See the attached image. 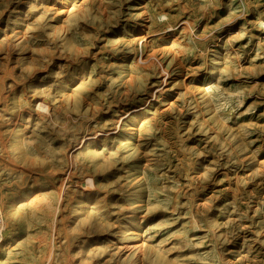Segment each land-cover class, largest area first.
<instances>
[{
  "label": "rangeland",
  "instance_id": "obj_1",
  "mask_svg": "<svg viewBox=\"0 0 264 264\" xmlns=\"http://www.w3.org/2000/svg\"><path fill=\"white\" fill-rule=\"evenodd\" d=\"M61 1L0 0V264H264V0Z\"/></svg>",
  "mask_w": 264,
  "mask_h": 264
},
{
  "label": "bare ground",
  "instance_id": "obj_2",
  "mask_svg": "<svg viewBox=\"0 0 264 264\" xmlns=\"http://www.w3.org/2000/svg\"><path fill=\"white\" fill-rule=\"evenodd\" d=\"M61 2H62V3H61V11H62L63 13H65V14H67L68 11H69V6H70V4H71V3H70L71 1H70V0H62ZM185 23H186V22H185ZM143 26H144V25H143ZM143 29H144V28H143ZM143 29H141V30H143ZM203 37H204V36H203ZM144 39H145V38H144ZM7 51H8V50H7ZM68 53H69L68 55L71 56V54H70L71 51H70V50H69ZM4 54H5V52H4ZM152 56H153V55H152ZM139 57H140V56H139ZM236 58H237V57H236ZM138 59H139V61H140V58H138ZM141 59H142V58H141ZM153 59H154V57H153ZM136 60H137V59H136ZM148 60H149V58H148ZM150 60H151V59H150ZM155 60H156V59H155ZM157 61H158V60H157ZM144 62H145V63H148V61L146 62V60H145ZM144 62H143V63H144ZM152 62H153V60H152ZM143 63H142V64H143ZM149 63H150V62H149ZM140 64H141V63H140ZM150 64H151V63H150ZM144 65H145V64H144ZM159 65H160V64H159ZM159 65H158V67H159ZM148 66H149V65H148ZM158 69H159V68H158ZM166 73H167V72H166ZM165 76H166V75H165ZM166 77H167V76H166ZM164 78H165V77H164ZM24 81H25V80H24ZM18 82H19V81H18ZM8 84H9V83H8ZM7 86H10V85H7ZM162 86H163V85H162ZM151 90H152V89H151ZM211 90H213V89H211ZM153 93L155 94V92H153ZM153 93H152V94H153ZM154 94H153V95H154ZM32 98H33V97H32ZM148 100H149V98L147 99V101H148ZM148 102H149V101H148ZM41 103H42V102H41ZM42 104H43V103H42ZM146 106H147V105H146ZM43 107H44V106H43ZM125 116H126V115H125ZM120 119H121V118H120ZM118 120H119V119H118ZM133 129H136L135 126L133 127ZM101 134H102V133H101ZM103 134H104V133H103ZM95 136H96V135H95ZM95 136H91V137H89V138H94ZM83 139H84V138H83ZM135 143H136V142H135ZM27 160H28V159H27ZM68 162H69V159H68ZM27 163H30V161L28 160ZM73 163H74V162H73ZM32 165H33V166H32ZM69 166H70V164H69ZM72 166H73V165H72ZM38 167H41V166H40V165L33 164V163H32L31 166H30V168L33 169V170H39ZM69 168H70V167H69ZM73 169H74V168H73ZM41 170L44 171V169H41ZM69 171H70V170H69ZM67 172H68V171H67ZM65 174H66V173H65ZM84 179H85V178H84ZM63 180H64V179H63ZM89 181H90V180H89ZM91 181H92V179H91ZM79 182H80V181H79ZM84 182H85V181H84ZM77 184H78V183H77ZM87 184L89 185L90 182H89V183H86V185H87ZM61 185H62V184H61ZM79 185H81V183H80ZM86 185H84L83 187H85ZM91 185H92V184H90L89 186L91 187ZM92 186H93V185H92ZM60 189H61V188H60ZM88 189H89V188H88ZM86 190H87V189H86ZM59 193H60V191H59ZM59 193H58V194H59ZM61 197H62V195H61ZM32 203H33V202H32ZM54 214H55V213H54ZM54 227H55V226H54ZM36 236H37V235H36ZM36 236H35V237H36ZM39 236H40V235H39ZM45 236H46V235H45ZM45 236H44V237H45ZM35 237H34V238H35ZM42 237H43V235H42ZM31 238H32V237H31ZM40 238H41V237H39L38 240H39ZM45 238H46V237H45ZM41 239H42V238H41ZM41 239H40V240H41ZM33 240H34V239H33ZM43 240H45V239H43ZM40 242H41V241H40ZM43 243H44V242H43ZM49 245H50V244H49ZM48 248H49V247H48ZM50 249H51V248H50ZM129 250H130V249H129ZM49 251H50V250H49ZM49 255H50V252H49ZM49 255H48V257H49ZM46 256H47V255H46ZM46 261H48V260H46ZM77 263H78V262H77ZM48 264H49V263H48Z\"/></svg>",
  "mask_w": 264,
  "mask_h": 264
},
{
  "label": "built area",
  "instance_id": "obj_3",
  "mask_svg": "<svg viewBox=\"0 0 264 264\" xmlns=\"http://www.w3.org/2000/svg\"><path fill=\"white\" fill-rule=\"evenodd\" d=\"M5 231H6V220L4 213V204H3V199L0 196V244L4 239Z\"/></svg>",
  "mask_w": 264,
  "mask_h": 264
}]
</instances>
